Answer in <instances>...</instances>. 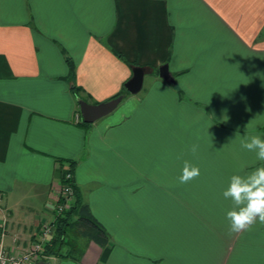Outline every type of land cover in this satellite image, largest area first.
Instances as JSON below:
<instances>
[{
    "label": "crops",
    "instance_id": "obj_1",
    "mask_svg": "<svg viewBox=\"0 0 264 264\" xmlns=\"http://www.w3.org/2000/svg\"><path fill=\"white\" fill-rule=\"evenodd\" d=\"M114 51L148 68L147 87L82 125L72 85L96 103L132 74ZM163 63L173 82L159 77ZM253 135L264 138V0H0L8 249L27 250L55 220L74 162L80 202L109 240L48 264H264V224L229 235L222 196L232 175L264 166L241 147ZM185 160L201 175L181 184Z\"/></svg>",
    "mask_w": 264,
    "mask_h": 264
},
{
    "label": "clouds",
    "instance_id": "obj_2",
    "mask_svg": "<svg viewBox=\"0 0 264 264\" xmlns=\"http://www.w3.org/2000/svg\"><path fill=\"white\" fill-rule=\"evenodd\" d=\"M198 147V144L191 146L193 155L197 153ZM241 147L254 152L256 159L264 162V138L260 135L244 136ZM200 175V168L185 160L177 179L181 184H188ZM222 196L232 205L226 212L229 235L249 231L257 222L264 224V166L257 167L246 175H232Z\"/></svg>",
    "mask_w": 264,
    "mask_h": 264
},
{
    "label": "trees",
    "instance_id": "obj_3",
    "mask_svg": "<svg viewBox=\"0 0 264 264\" xmlns=\"http://www.w3.org/2000/svg\"><path fill=\"white\" fill-rule=\"evenodd\" d=\"M114 54L128 63L130 66L135 65L132 62L127 61L123 55L114 51ZM65 60L68 65V78L70 81L74 78L75 66L71 58L65 53ZM71 90L75 94L76 98H82L86 100L84 97L79 96L80 88L75 84L72 85ZM126 93L124 85H122L120 91L114 94L111 97H115L120 93ZM110 97V98H111ZM87 101V100H86ZM82 125H87L88 123L80 121ZM74 162H70V170H72ZM75 195L74 200L69 209H67L62 214L56 216L53 221V233L49 237L47 243L44 246L43 252L41 254V258L43 260H48L51 256L58 257H70L74 260H80L82 253L84 251L83 243L81 240L85 241L84 245H86L90 241H94L100 246H104L108 243V235L104 229V227L96 220V218L90 212L88 206L80 202L79 196L77 195V191L74 187ZM61 246H65L68 248L64 253H56L54 252V248Z\"/></svg>",
    "mask_w": 264,
    "mask_h": 264
},
{
    "label": "built area",
    "instance_id": "obj_4",
    "mask_svg": "<svg viewBox=\"0 0 264 264\" xmlns=\"http://www.w3.org/2000/svg\"><path fill=\"white\" fill-rule=\"evenodd\" d=\"M78 113L77 118L80 120ZM59 193L54 204L56 216L70 208L74 199V184L71 170H66L59 183ZM5 219L0 223V264H36L41 258L44 246L53 233V221H47L39 227L35 240L27 250L13 251L4 244Z\"/></svg>",
    "mask_w": 264,
    "mask_h": 264
},
{
    "label": "water",
    "instance_id": "obj_5",
    "mask_svg": "<svg viewBox=\"0 0 264 264\" xmlns=\"http://www.w3.org/2000/svg\"><path fill=\"white\" fill-rule=\"evenodd\" d=\"M131 76L124 82L127 93L135 94L140 91L143 85L146 68L141 65H131ZM158 75L167 82H173L174 77L168 68V64L163 63L158 67ZM126 96V93H120L115 97L108 98L101 102L91 103L82 98L77 99L82 121L92 123L112 112ZM36 264H48V260L39 259Z\"/></svg>",
    "mask_w": 264,
    "mask_h": 264
},
{
    "label": "rangeland",
    "instance_id": "obj_6",
    "mask_svg": "<svg viewBox=\"0 0 264 264\" xmlns=\"http://www.w3.org/2000/svg\"><path fill=\"white\" fill-rule=\"evenodd\" d=\"M146 70H148V68H146ZM148 74H146V76H145V78H144V84H143V88H146L147 87V84H148ZM140 92V91H139ZM141 92H143V90L141 91ZM141 94V93H140ZM124 100V99H123ZM125 101H122V103H120L116 108H117V111H119L120 109H121V107L123 106V104H125L124 103ZM80 114V113H79ZM81 118V117H80ZM77 120H78V118H77ZM82 119H80L79 121H81ZM81 243H83L82 245H83V247H84V250H85V248H86V245H84V243H85V241L82 239L81 240ZM68 248H66L65 246H61V247H59V245L57 246V247H55L53 250H54V252H56V253H64V252H66V250H67ZM67 253V252H66Z\"/></svg>",
    "mask_w": 264,
    "mask_h": 264
}]
</instances>
